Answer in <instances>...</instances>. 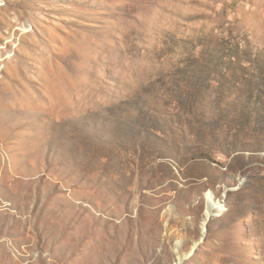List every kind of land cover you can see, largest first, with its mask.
<instances>
[{"label": "rangeland", "instance_id": "obj_1", "mask_svg": "<svg viewBox=\"0 0 264 264\" xmlns=\"http://www.w3.org/2000/svg\"><path fill=\"white\" fill-rule=\"evenodd\" d=\"M0 264H264V0H0Z\"/></svg>", "mask_w": 264, "mask_h": 264}, {"label": "bare ground", "instance_id": "obj_2", "mask_svg": "<svg viewBox=\"0 0 264 264\" xmlns=\"http://www.w3.org/2000/svg\"><path fill=\"white\" fill-rule=\"evenodd\" d=\"M208 212H207V216H209L210 214H211V211L213 210V209H216V210H218V211H221V207L220 206H215L212 202H211V200L208 198Z\"/></svg>", "mask_w": 264, "mask_h": 264}]
</instances>
